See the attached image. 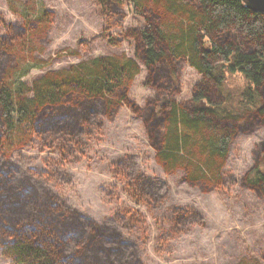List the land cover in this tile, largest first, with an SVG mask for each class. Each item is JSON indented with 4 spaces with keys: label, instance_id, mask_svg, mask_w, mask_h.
Wrapping results in <instances>:
<instances>
[{
    "label": "trees",
    "instance_id": "16d2710c",
    "mask_svg": "<svg viewBox=\"0 0 264 264\" xmlns=\"http://www.w3.org/2000/svg\"><path fill=\"white\" fill-rule=\"evenodd\" d=\"M98 1L122 17L123 0ZM127 1L145 20L143 27L129 30L136 39L135 57L93 56L46 72L29 88L14 91L8 82L14 41L27 26L0 37V242L13 264H142L116 224L99 226L46 185L26 182L8 155L26 124L71 136L96 115L112 116L119 102L130 106L126 94L139 71L136 59L158 93L170 95L176 88L181 62L201 75L189 101L169 99L159 112L154 102L144 108L157 163L168 174L183 170L190 186L209 191L222 185L231 142L241 130L264 124L263 13L240 0ZM228 73L245 80L237 95L224 88ZM261 154L264 141L242 182L264 196ZM160 183L150 187L154 194H164Z\"/></svg>",
    "mask_w": 264,
    "mask_h": 264
},
{
    "label": "rangeland",
    "instance_id": "374dc122",
    "mask_svg": "<svg viewBox=\"0 0 264 264\" xmlns=\"http://www.w3.org/2000/svg\"><path fill=\"white\" fill-rule=\"evenodd\" d=\"M21 25L27 31L14 41L8 64L14 91L93 56L135 57L129 30L145 20L127 0L121 18L98 0H0V37ZM136 63L126 94L130 106L119 102L112 116L96 115L71 136L26 124L17 147L8 150L10 161L26 182L46 185L80 215L99 226L116 224L142 264H264V196L242 182L259 155L264 124L241 130L231 142L222 185L190 186L183 170L168 174L157 163L144 108L154 102L159 112L169 99L189 101L201 75L181 62L176 88L158 93L148 84V69ZM244 86L240 73L226 74V91L237 95ZM259 167L264 171V154ZM158 181L163 195L151 191ZM1 245L0 264H13Z\"/></svg>",
    "mask_w": 264,
    "mask_h": 264
},
{
    "label": "water",
    "instance_id": "95a60500",
    "mask_svg": "<svg viewBox=\"0 0 264 264\" xmlns=\"http://www.w3.org/2000/svg\"><path fill=\"white\" fill-rule=\"evenodd\" d=\"M246 7L264 14V0H240Z\"/></svg>",
    "mask_w": 264,
    "mask_h": 264
}]
</instances>
